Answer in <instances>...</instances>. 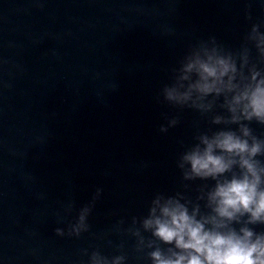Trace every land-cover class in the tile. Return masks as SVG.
Instances as JSON below:
<instances>
[{
    "label": "water",
    "instance_id": "95a60500",
    "mask_svg": "<svg viewBox=\"0 0 264 264\" xmlns=\"http://www.w3.org/2000/svg\"><path fill=\"white\" fill-rule=\"evenodd\" d=\"M253 24L264 32V0H0V264H91L94 251L152 264L168 247L143 228L158 195L209 213L215 182L179 164L200 135L238 125L212 123L230 115L223 96L198 109L162 89L210 37L237 81L264 77ZM245 123L264 139V124ZM97 188L88 229L69 235Z\"/></svg>",
    "mask_w": 264,
    "mask_h": 264
},
{
    "label": "clouds",
    "instance_id": "9594fccd",
    "mask_svg": "<svg viewBox=\"0 0 264 264\" xmlns=\"http://www.w3.org/2000/svg\"><path fill=\"white\" fill-rule=\"evenodd\" d=\"M249 40L264 55V32L253 24ZM191 46L184 55L171 84L163 86L164 98L178 105L198 109H211L216 99L224 97L221 107L229 116L215 115L213 124L238 125V130L223 127L198 137L199 143L182 156L179 167L187 164L186 178L198 177L214 181L208 193L210 212L200 215L197 205L191 213L174 198L161 200L158 195L143 219V228L167 245L157 246L148 253L152 264H264V231L257 232L250 225H264V139L253 134L248 123L255 120L264 124V77L252 71L251 78L240 74L237 81V62L232 55H223L216 45V38ZM243 66V65H242ZM231 94V95H229ZM195 95V99H192ZM213 99L207 104L197 103L205 97ZM175 118L160 126L161 132L177 124ZM97 188L92 201L84 205L69 235H79L88 229L87 217L94 201L102 193ZM71 207V206H70ZM199 215V218H197ZM135 219V218H134ZM234 224H240L237 229ZM57 234L63 230L57 228ZM155 241H150L149 246ZM123 256H116L111 264H119ZM91 264H109L106 256L94 251Z\"/></svg>",
    "mask_w": 264,
    "mask_h": 264
}]
</instances>
